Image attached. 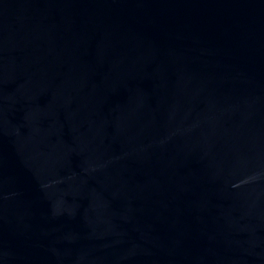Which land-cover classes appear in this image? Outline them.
<instances>
[{
	"label": "water",
	"instance_id": "1",
	"mask_svg": "<svg viewBox=\"0 0 264 264\" xmlns=\"http://www.w3.org/2000/svg\"><path fill=\"white\" fill-rule=\"evenodd\" d=\"M0 264H264V0H0Z\"/></svg>",
	"mask_w": 264,
	"mask_h": 264
}]
</instances>
